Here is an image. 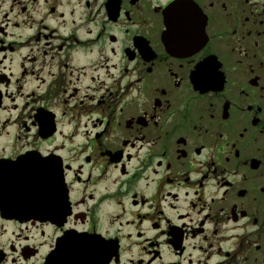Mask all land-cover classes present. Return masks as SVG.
Wrapping results in <instances>:
<instances>
[{
    "label": "flooded vegetation",
    "instance_id": "flooded-vegetation-1",
    "mask_svg": "<svg viewBox=\"0 0 264 264\" xmlns=\"http://www.w3.org/2000/svg\"><path fill=\"white\" fill-rule=\"evenodd\" d=\"M0 264H264V0H0Z\"/></svg>",
    "mask_w": 264,
    "mask_h": 264
}]
</instances>
